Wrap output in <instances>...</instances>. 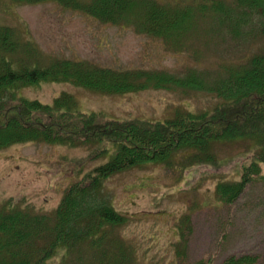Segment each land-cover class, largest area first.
<instances>
[{"label":"trees","instance_id":"1","mask_svg":"<svg viewBox=\"0 0 264 264\" xmlns=\"http://www.w3.org/2000/svg\"><path fill=\"white\" fill-rule=\"evenodd\" d=\"M9 1L17 5L56 2L166 42L180 40L208 18L233 37L258 34L264 40V0L186 5L162 0ZM43 83H68L121 95L181 86L202 89L195 74L183 79L165 71L123 70L85 60L48 58L23 30L0 24V150L24 143L76 147L80 140L94 141L79 166L101 159L83 175L79 169L81 176L67 188L53 212H35L13 200L0 203V264H146L123 231L139 218L114 207L105 183L145 163H169L180 150H184V159L203 164L214 160V143L251 142L239 178L215 185V197L222 205H235L253 183L264 181V50L216 80L211 91L218 102L213 109L177 111L164 120L114 119L84 112L67 92L52 103L22 95V90ZM189 220L186 214L178 225L181 240L176 250L179 259L185 257L184 263L186 243L182 240ZM258 260L251 254L231 255L220 264H258ZM211 263L209 259L195 264Z\"/></svg>","mask_w":264,"mask_h":264},{"label":"rangeland","instance_id":"2","mask_svg":"<svg viewBox=\"0 0 264 264\" xmlns=\"http://www.w3.org/2000/svg\"><path fill=\"white\" fill-rule=\"evenodd\" d=\"M162 1L186 5L211 0ZM0 24L23 30L48 58L85 60L123 70L165 71L183 79L195 74L197 83L202 84L201 90L181 86L121 95L68 83H43L21 92L44 103L67 92L74 95L82 111L114 119L164 120L177 111L211 110L218 102L211 91L216 80L226 75L227 69L264 50V40L258 34L233 37L225 29H217L210 18L180 40L166 42L56 2L17 5L0 0ZM93 144L81 140L76 147L24 143L1 149L0 203L13 200L35 212H53L67 188L101 162L98 159L79 166ZM250 145L246 140L214 143V160L203 164L184 159V150H180L169 163H145L106 181L105 191L114 207L139 218L123 231L138 248L142 261L195 264L211 259L220 264L231 255L251 254L259 257L258 264H264V181L253 183L233 206L220 204L214 191L220 180L239 178ZM186 214L190 220L182 240L186 243L184 263L185 257L178 258L176 247L181 240L178 225Z\"/></svg>","mask_w":264,"mask_h":264}]
</instances>
